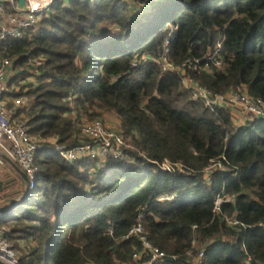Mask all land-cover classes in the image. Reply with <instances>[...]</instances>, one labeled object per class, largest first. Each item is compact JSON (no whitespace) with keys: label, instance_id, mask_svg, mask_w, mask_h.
<instances>
[{"label":"trees","instance_id":"16d2710c","mask_svg":"<svg viewBox=\"0 0 264 264\" xmlns=\"http://www.w3.org/2000/svg\"><path fill=\"white\" fill-rule=\"evenodd\" d=\"M136 1L53 0L22 39L2 42L0 58L22 69L9 85L18 87L12 98L28 100L15 117L30 136L69 147L83 119L106 113L123 143V159L97 167L65 162L43 142L34 188L1 220L6 240L19 264H122L140 250L136 238L123 240L140 212L161 264H188V250L202 252L200 264H264V118L235 126L228 109L190 101L177 74L130 65L156 59L170 28L173 64L200 60L220 40V66L185 76L212 93L238 88L264 101V0ZM31 57L42 62L26 68ZM163 159L181 172L161 171ZM211 164L220 169L206 176ZM161 195L173 198L156 202ZM230 217L240 225L227 226Z\"/></svg>","mask_w":264,"mask_h":264},{"label":"built area","instance_id":"2783aa9c","mask_svg":"<svg viewBox=\"0 0 264 264\" xmlns=\"http://www.w3.org/2000/svg\"><path fill=\"white\" fill-rule=\"evenodd\" d=\"M63 2L64 0H60ZM53 0H24L27 12L20 11L15 7V0H0V50L2 42L20 40L27 30L33 28L37 22L35 14L45 10L51 5ZM65 3V2H63ZM33 7V8H32ZM175 28H170L165 36L161 51L156 59L147 56L139 57V60L131 62L134 67L140 62L151 61L158 65L161 73H174L180 77L181 87L188 91L189 99L193 102H200L209 111L214 109H228L231 112L232 123L235 126L242 125L245 121L264 118V101L248 96L241 89H228L222 94L212 93L208 89L201 87L192 79L185 76L186 69L209 72V65L214 68L220 66V45L217 40L211 50L207 51L199 59H185L180 64H173L168 59L169 43L173 38ZM204 60L203 64L200 62ZM41 59L27 58L25 67L35 68L40 65ZM13 60L0 58V154L25 176L28 190L32 191L35 183L36 165L34 154L36 150L42 149L43 144H48L58 156L65 162L73 163L77 161L95 162L97 167L109 159L122 158L121 147L123 145L120 134L115 128H109L100 119L81 121L77 133V143L65 147L55 143L54 139L39 142L28 134V129L23 121H19L15 114L17 110L24 108L28 104L25 96L19 95L11 99L10 107L5 101L8 94L17 91L18 87L10 86V79L19 71L13 70ZM30 78H26L22 83L26 84ZM44 142V143H43ZM43 143V144H42ZM3 158L0 156V170L3 167ZM156 166L163 172H181V165L163 159ZM220 169L219 164H211L205 169V175H209L213 169ZM173 198L172 195H161L155 199L156 202H168ZM226 202H232L226 199ZM221 199L217 198L214 202L213 211L217 212ZM12 209L0 212V262L4 264H19L16 253L12 250L6 240L8 227L1 223V220L11 216ZM229 227L239 226L240 224L232 217L224 218ZM107 234H111L108 230ZM136 238L140 244L139 251H132L128 260L122 264H161L165 254L156 247L152 246L146 239L143 226L142 215L139 212L135 223L128 229L123 240ZM189 258L188 264H200L202 252L192 254L190 250L185 252ZM175 256L170 259L175 260Z\"/></svg>","mask_w":264,"mask_h":264},{"label":"crops","instance_id":"0c3cea01","mask_svg":"<svg viewBox=\"0 0 264 264\" xmlns=\"http://www.w3.org/2000/svg\"><path fill=\"white\" fill-rule=\"evenodd\" d=\"M66 1L67 0H64L63 2ZM11 99V94H8V96H6L5 98L7 106L9 107L11 104ZM101 119L103 123L107 124L108 126H118L117 120L111 115L102 114ZM19 172L20 171L18 170V168H16V166L12 162H9L8 160H3V167L0 170V182L1 180L5 182L3 184H0V208L7 207L11 202H17L23 197L25 192V182Z\"/></svg>","mask_w":264,"mask_h":264},{"label":"water","instance_id":"95a60500","mask_svg":"<svg viewBox=\"0 0 264 264\" xmlns=\"http://www.w3.org/2000/svg\"><path fill=\"white\" fill-rule=\"evenodd\" d=\"M15 7L16 9L20 10V11H23V12H27L28 11V8L26 7L25 3H24V0H15ZM33 8V7H32ZM259 119V117H258ZM0 156L6 160L1 154ZM21 175H22V178L25 182V192H24V195L23 197L18 200L17 202H11L7 207H3V208H0V212H3V211H6L7 209L9 208H16L17 206L21 205L23 203L24 200H26V198L28 197L29 195V190H28V185H27V180L25 178V176L19 172ZM0 264H4V263H1Z\"/></svg>","mask_w":264,"mask_h":264},{"label":"rangeland","instance_id":"374dc122","mask_svg":"<svg viewBox=\"0 0 264 264\" xmlns=\"http://www.w3.org/2000/svg\"><path fill=\"white\" fill-rule=\"evenodd\" d=\"M131 6H133V7H136V6H139V3H137V1L136 0H126ZM148 7H145V6H142V9L144 10V11H146V9H147ZM106 114V113H105ZM108 115H111L113 118H115L116 120H117V118L116 117H114V115H112V114H108ZM101 117H102V115L100 116V117H98V119H100L101 121H102V119H101ZM82 121H84V119L82 120ZM87 121V120H86ZM103 122V121H102ZM117 122H118V120H117ZM107 125V124H106ZM108 126V125H107ZM109 128H115L117 131H118V129H117V127H114V126H109ZM123 157V156H122ZM121 159H123V158H120V160ZM122 162H124V160L122 161ZM5 181H3V180H1V182H0V184H3ZM21 187V186H20ZM2 188V187H1ZM22 188V187H21ZM1 199H2V196H1ZM8 227V226H7ZM19 245H20V247H24V242L22 243V242H20L19 243ZM18 254V253H17ZM16 257H17V255H16ZM17 261H18V257H17ZM19 263V262H18Z\"/></svg>","mask_w":264,"mask_h":264},{"label":"clouds","instance_id":"9594fccd","mask_svg":"<svg viewBox=\"0 0 264 264\" xmlns=\"http://www.w3.org/2000/svg\"><path fill=\"white\" fill-rule=\"evenodd\" d=\"M30 2H31V0H30Z\"/></svg>","mask_w":264,"mask_h":264}]
</instances>
